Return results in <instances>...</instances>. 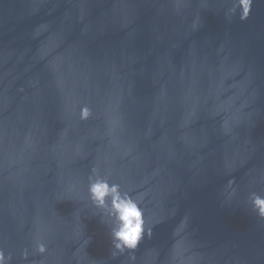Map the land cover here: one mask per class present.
I'll use <instances>...</instances> for the list:
<instances>
[{
	"label": "water",
	"instance_id": "obj_1",
	"mask_svg": "<svg viewBox=\"0 0 264 264\" xmlns=\"http://www.w3.org/2000/svg\"><path fill=\"white\" fill-rule=\"evenodd\" d=\"M232 5L0 0L11 264H264L249 203L264 194V0L243 20L226 17ZM93 169L142 202L151 237L134 260L111 256L88 201Z\"/></svg>",
	"mask_w": 264,
	"mask_h": 264
},
{
	"label": "clouds",
	"instance_id": "obj_2",
	"mask_svg": "<svg viewBox=\"0 0 264 264\" xmlns=\"http://www.w3.org/2000/svg\"><path fill=\"white\" fill-rule=\"evenodd\" d=\"M253 0H233L230 9H226L225 15L239 13L240 19H246L251 10ZM81 119H87L91 115L88 107L81 109ZM234 181H229L233 184ZM235 191V189L233 190ZM88 201L94 209L93 215L99 216L108 230L111 242V256L113 259L126 253L129 259H135V250L145 239L151 237V229L147 227L145 212L139 197H135L122 188L120 183L113 182L108 174H101L97 169L92 170L88 177ZM251 210L259 218L264 219V194L251 192L249 194ZM88 242L91 237H88ZM36 251L44 253L46 246L40 242L36 245ZM25 258L27 252L24 253ZM11 253H5L0 248V264H11Z\"/></svg>",
	"mask_w": 264,
	"mask_h": 264
}]
</instances>
